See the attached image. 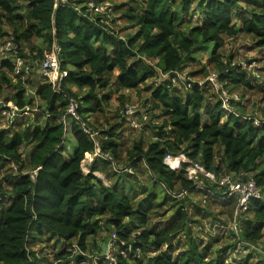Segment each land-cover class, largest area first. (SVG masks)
<instances>
[{
    "label": "trees",
    "instance_id": "16d2710c",
    "mask_svg": "<svg viewBox=\"0 0 264 264\" xmlns=\"http://www.w3.org/2000/svg\"><path fill=\"white\" fill-rule=\"evenodd\" d=\"M241 1L252 3L257 10H246L249 15L241 17L236 26L232 18L239 14V9L242 10ZM84 2L86 0H67L54 7V0H0V35L12 37L25 58H41L43 48L31 45L29 52L32 55H27L24 42L41 36L48 47L55 41L61 48L60 68L67 71L58 90L42 79L33 84L27 80L29 86L36 89L42 104L39 109L47 114L43 126L38 123L32 128H19L10 133L0 129V170H10V164L17 166V172L5 175L9 189L0 188V263L43 264V259L29 249V245L35 244L43 235L55 239L56 243L59 239L64 240V249L54 254L58 261L71 260L73 244L87 255L100 254L99 247L97 252H87L86 240L105 224L118 238L131 245L125 258L119 255V249L115 250L118 264H224L225 249L212 247V257L208 258L209 243L203 249L199 248L189 225L192 217L180 203H170L172 214L163 213L167 217L150 226L145 199H138L136 189L126 187L122 182V177L131 176L129 172L118 174L111 185L103 184L93 174V170L104 172L111 163L114 167V160L120 159V133L115 131L114 125L100 129V134L107 138L99 139L101 152L111 159L94 156L90 163L92 168L85 173L81 162L94 151L95 143L83 131L82 124L99 130L89 124L88 113L102 110V104L108 102L112 93L120 94L119 100L123 99L124 92L138 89L155 70H160L168 77L150 88L148 110L137 108L134 118L139 121L145 115L149 118L148 124L150 114H154L161 124L147 125L155 133L154 139L146 146L142 141L133 143L125 152V166L132 171L138 163L144 164L153 175V182H159L170 195V192L179 194L181 190H187L186 195L203 191L219 198L224 202L223 206L236 209V194L227 196L217 181L206 179L203 189H195L184 175L185 164L173 171L163 163V158L167 153H183L214 173L217 180L229 175L244 181L251 176L249 179L264 189V123L254 125L252 119L243 118L237 112L238 104L235 105L237 114L225 113L217 99L214 103L207 99L205 93L211 85L193 81L190 88L182 87L179 91L181 86L172 84L169 76L174 70H183L198 47L212 42L208 61L216 65L221 85L230 84L231 89L254 87L252 75H247L239 62L235 66L230 65L231 60L220 61L217 53L224 45L225 37L239 33L253 36L254 44L264 51V0H125L117 7H126L124 13L135 27L126 38L118 35L107 22H100L98 16L92 19L85 6L79 7V12L76 4ZM193 3L202 21L185 32L181 18ZM137 7H140L139 12ZM24 20L28 27L19 31ZM5 24H9L10 33L2 32ZM32 51H35L34 55ZM146 61L155 63L150 65ZM12 69L10 61L0 59V95L5 94L4 101H11L19 108L33 106V97H26L25 82L21 78L13 82ZM6 87H13L12 92L5 93ZM67 97L77 102L80 120L71 118L64 125L61 117L68 105ZM205 102L211 104L202 115ZM125 105L130 106L124 103L120 112ZM223 113L226 119L220 122ZM123 118L121 116L125 123ZM67 133L75 142L72 149L64 144ZM30 143L33 147L24 159L19 148ZM26 167H39L34 178L24 171ZM262 199L249 201L253 215L239 228L245 243L257 244L262 237ZM135 229L140 231L131 239L130 234ZM181 233L188 237L187 247L173 256V242ZM67 246H71L69 251H66ZM136 246L141 250L139 257L133 254ZM150 249L156 252L152 257L148 255ZM79 259V256L74 257L73 264H79ZM98 261L107 262L104 258Z\"/></svg>",
    "mask_w": 264,
    "mask_h": 264
},
{
    "label": "rangeland",
    "instance_id": "374dc122",
    "mask_svg": "<svg viewBox=\"0 0 264 264\" xmlns=\"http://www.w3.org/2000/svg\"><path fill=\"white\" fill-rule=\"evenodd\" d=\"M88 1L91 0H86V2L76 5H78V7H82ZM94 2H108L112 4V9L110 12L106 14L98 12V14L104 15L101 17L102 20L106 21L108 25L111 26L110 28H112L118 35L126 38L135 31V27L132 26L128 15L124 13L126 7H117L120 3L125 2V0H101ZM22 4L24 5L23 1ZM240 6L242 10L237 9V13L239 12V14H237L236 17L234 16L232 18V21L236 24V26L240 24L241 17H246L249 15L246 10H257L252 3H247L244 1L240 2ZM136 10L139 12L140 7H137ZM23 12L24 10L21 11V13ZM89 13L91 14L90 17L92 19H95L96 12L91 11ZM181 15L183 16V14ZM182 18L181 26L183 31L185 32H187L192 26L200 24L202 21L201 14L199 13L195 3L192 4L190 10H188L185 13V16H183ZM27 27L28 22L27 20H24V22H22V25L19 26V31H22ZM10 31L11 28L9 24H5L2 26V32L10 33ZM24 44L26 45V47L24 48L26 50L24 52L27 55L30 54L29 47L31 45H35L38 48L46 47V44L41 36L33 37L30 41L26 43L24 42ZM212 44L213 43L211 42L209 44L207 43L201 48L198 47L191 54V57L193 59L189 60L183 66L182 69L185 70L192 79L202 80L209 72H214L217 74L216 65L208 61L211 57L210 50ZM32 53L34 55L35 51H32ZM217 54L220 57V61L228 62L229 60H231L230 65L237 66L238 62L241 60L252 62V67L250 68V70L246 69V72L247 75H252L253 78L251 79V82L253 83L254 87H252L251 89L243 87H236L231 89L230 84H226V87L224 86V88L227 92H231V90H233V92L240 95L239 102L237 103V112H240L241 116L258 119L261 116H264V51L262 50V47L254 44L253 36L239 33L234 37H225L224 45L218 50ZM36 58L37 57L35 56L32 57V59ZM146 63L152 65L155 62L146 61ZM252 72L257 73L258 78H255ZM10 76L12 77V79H14V83L17 82L18 78H21L25 82L26 97H33V106L27 105L26 109L15 115L14 119L10 121L6 120L0 114V129H7V132L10 133L11 131L19 128H32L38 123L43 126L47 114L39 109V106L42 104L40 103L39 98L36 94V89L34 90L33 88H31V86H29V83L27 82V80H30L31 84L37 83L41 79L40 76L37 75L34 70L29 75L19 76L13 75L11 72ZM165 79L166 76L163 75L160 70H155L154 75L141 83L138 89L130 91L127 90L126 92H124L123 99L119 100L118 97L120 94L112 93L108 102L102 104V110L93 111L88 114L87 119L92 127H98V129L100 130L104 127L108 128L114 125L117 128L115 131L120 133L118 141L120 143L121 156L119 161L114 160L115 163L118 164H114L118 172L114 171L112 163L109 164L107 166V169L104 172H101L104 179H100L102 180L103 184L111 185L116 180L118 174L124 175L125 173L122 174L124 171L128 172L127 168L129 166H125L126 150L128 148L130 149L133 143L137 141H142L143 145L146 146L147 143H149L150 140H153L155 137V133H153V130L147 125L158 126L159 124H161V120L158 119L157 116H154V114L151 115L150 112L149 114L151 122L148 124L134 126V124H132V122L128 120L126 116L125 118H123L125 120L124 123L121 120L122 112H120L122 105L124 103H128L132 111L137 110V108L141 110H148L147 108L149 107L150 101V88L152 86L158 85ZM178 89H180L179 91H181V89L183 88L178 87ZM12 90L13 87H6L5 93L12 92ZM205 94L207 96V99H209L210 102L214 103V101H216L217 99L218 91L214 88H210V90H208V92L206 91ZM4 95L5 94L0 95V98L4 99ZM210 104L209 102L204 103V106H202L201 110L202 115H205L206 107ZM41 112H43L44 114L42 115ZM156 113L157 112L155 111V114ZM130 118L133 120V122H136V119L133 116H131ZM204 119L205 116H203V120ZM225 119L226 114L223 113L222 117H220V122L225 121ZM64 143L68 147V149H71V147L75 144L74 139L69 133L66 134ZM32 147L33 144L31 143L28 146H21L19 148L20 156L26 159L27 153L31 151ZM91 157L92 159L94 158L93 155H91ZM91 161L92 160H86L84 165H82L83 170H86V166L90 167ZM9 167L10 170L9 168L7 170H0V188L2 189H9L8 187H10V185L7 183L8 181H5L8 177L5 176L7 175L6 173L17 172V166L15 164H10ZM27 168L29 167L24 168V171L30 172L33 170L31 168ZM129 175L131 176L122 177V182H124L126 187L132 186L136 189L138 199H145L146 206L149 209L148 214L150 216V226L158 223V221H162L167 217V214H172L170 203L176 201L177 203H180L182 206H184V208L187 209L188 213H190L189 216L192 217L189 225H191L190 227L192 236L197 240L199 248L203 249V247L209 243V254L207 256L208 258L212 257L211 253H213V251L211 249L212 247H214L216 250L225 249V253L223 252L225 258L224 264H264L263 254L259 251L264 250V229L262 230V237L257 241V244L255 245L245 243L244 238L242 239L240 234V225L243 223V221H248V219H250L253 215V211L250 210V205L248 209L243 212H239V214L234 212L235 209H232L231 207L226 205L223 206L224 202H222L219 198L214 197L212 193L204 194L203 191L188 193L186 196L181 197L180 200V197H173L172 195H170L169 192L159 184V182L154 183L153 179L151 178L153 175L146 169V167L142 163H138L134 168H132V171L129 172ZM262 188H260V191L261 193H263L262 200L264 201V189ZM163 213H165L166 215H164ZM162 214L164 216H162ZM102 223L103 218L101 220V225ZM139 231V229H135L130 234L131 239ZM112 232H114V230L112 228L106 227V225L104 224L95 233L88 236L87 242L89 247H92V244L95 243V249H97L99 245L98 241L102 239L107 240L109 236H111ZM70 242L74 241L71 240ZM173 243L174 256L187 247L186 243H188V237L184 236V234L181 233L175 238ZM63 244L64 240L62 239H59V241H57L56 243L55 239L51 240V238H48V236L43 235L36 241L35 244H30L29 249H31L30 251H33L37 257L43 259L41 261V263L43 264H73V262L70 260L68 262H65L64 260L58 261L57 259H55L54 254L56 255L64 249V247L62 248ZM70 248L71 246H67L66 251H69ZM155 253V251H152V249H150L148 255L149 257H152L155 255ZM145 258L146 255H144L143 259ZM106 263H104L103 261H98V264ZM86 264H92V262L88 261Z\"/></svg>",
    "mask_w": 264,
    "mask_h": 264
},
{
    "label": "built area",
    "instance_id": "2783aa9c",
    "mask_svg": "<svg viewBox=\"0 0 264 264\" xmlns=\"http://www.w3.org/2000/svg\"><path fill=\"white\" fill-rule=\"evenodd\" d=\"M66 0H54V7L58 4L65 3ZM86 12L91 15L89 12H96V17H99L100 22H105L102 20V16L98 14V12L108 13L112 9V4L108 2H94L93 0L88 1L84 4ZM80 12V8L76 7ZM89 11V12H88ZM60 51L61 48L58 43L55 41L48 47L43 48L42 56L39 59L25 58L21 53H19V46L14 41L12 37H3L0 35V59L8 60L13 64L12 74L13 75H29L34 70L37 75L40 76L42 81H47L51 84V86L58 90L60 87V83L62 79L66 76L67 71L62 70L60 68ZM239 65L242 68L250 70L252 67V62H247L244 60L239 61ZM255 78H258V74L252 72ZM168 77V75L163 74ZM170 82L174 85L181 86L183 88H190L193 81H196L199 85H211L212 88L218 91L217 100L220 102L221 109L225 113H233L237 114L235 105L239 102L240 95L235 92H227L225 88L221 85L218 80V76L214 72H209L204 79L195 80L192 79L189 74L185 70H174L169 76ZM68 98V105L61 117V121L64 125H67L68 119L75 118L80 120L79 115L77 114V102L72 97ZM128 107V108H127ZM17 107L11 101H4V99L0 98V114L6 120L10 121L14 119V116L20 113L22 110L26 109ZM135 110L132 111L131 107L125 105V109L122 111V116L128 118L134 124V126L145 125L148 122L149 118L147 116H143L139 119V121L133 122L130 118L134 117ZM245 119H252L254 125H259L264 123V116L258 118H247L246 116H242ZM82 129L85 133L89 134L95 143L94 151L89 154L94 156H100L102 158L110 160V156L108 154L102 153L99 145V139H106V135H102L101 130H92L86 125L82 124ZM163 163L170 170H179L182 165H184V175L187 180L192 181L193 187L195 189H203L205 187L204 179L207 181H217L218 187L222 188V193L229 196L231 194H236L237 204L235 212H243L248 209L249 201L254 199H262V194L260 188L256 185L253 179L247 180H235L232 179L229 175H224L218 180L214 173L206 170L203 165H201L198 161H193L189 159L183 153H179L177 155H171L167 153L163 158ZM39 167L34 168L29 172L31 178H34ZM114 170L118 172L116 166H114ZM85 173L88 172V169L83 170ZM128 172H131V168H127ZM174 197H184L187 193V190H181L179 194H175L174 192H170ZM118 244L122 245V247H118ZM255 245V244H252ZM72 252L69 255L73 262L74 257L79 256V264H86L88 261L92 262V264H96L97 261L101 258H104L109 264H118L116 257L114 255L115 250L119 249L120 254L123 258L127 257V251L131 250V245L125 243L122 240H119L115 233L112 232L111 236H109L108 240L104 243V251L100 254H90L87 255L83 253V251L77 248L76 244L72 245ZM134 255L136 257L139 256L140 247H135ZM264 257V250H259ZM83 257V259H81Z\"/></svg>",
    "mask_w": 264,
    "mask_h": 264
},
{
    "label": "crops",
    "instance_id": "0c3cea01",
    "mask_svg": "<svg viewBox=\"0 0 264 264\" xmlns=\"http://www.w3.org/2000/svg\"><path fill=\"white\" fill-rule=\"evenodd\" d=\"M40 82H41V79H40ZM89 114V113H88ZM65 144V143H64ZM75 145V144H74ZM74 145L72 146V147H74ZM68 148V147H67ZM72 149V148H71ZM86 160H92V157H91V155H89V154H87L86 156H85V158L82 160V162H81V168H82V165H84V163L86 162ZM99 161V160H98ZM100 164L102 163V161H100L99 162ZM91 165V164H90ZM90 168H92V166L91 167H88V166H86V169H88V171H89V169ZM83 169V168H82ZM105 170L107 169V167H105L104 168ZM101 170H93V174H95V175H97L99 178H101V179H104L103 178V176H102V174H101ZM106 237H107V235H106ZM117 237V236H116ZM118 238V237H117ZM119 240H121L120 238H118ZM103 240H105V239H103ZM108 240V239H107ZM107 240H105L104 242H106ZM123 241V240H122ZM99 242V245H98V247H99V253H101V252H103L104 251V246H103V248H102V244H104V242L103 241H98ZM125 242V241H124ZM126 243V242H125ZM127 244H129V243H127ZM86 245H87V249L89 250V251H91L92 253H94V252H97V250L93 247V244H92V247L90 246L89 247V245H88V242H87V240H86ZM118 247H122V245H120V244H118ZM39 250V249H38ZM38 250H35V251H38ZM87 250V252H89ZM134 254V253H133ZM140 254H141V251H140V253H139V256H140ZM119 255H121L120 253H119ZM122 256V255H121ZM135 256V255H134ZM138 256V257H139ZM136 257V256H135ZM117 260V259H116ZM118 263V262H117Z\"/></svg>",
    "mask_w": 264,
    "mask_h": 264
},
{
    "label": "water",
    "instance_id": "95a60500",
    "mask_svg": "<svg viewBox=\"0 0 264 264\" xmlns=\"http://www.w3.org/2000/svg\"><path fill=\"white\" fill-rule=\"evenodd\" d=\"M104 244H102V248H103Z\"/></svg>",
    "mask_w": 264,
    "mask_h": 264
}]
</instances>
